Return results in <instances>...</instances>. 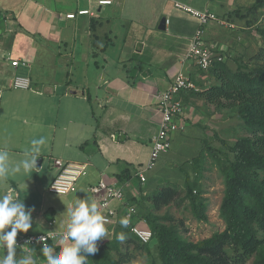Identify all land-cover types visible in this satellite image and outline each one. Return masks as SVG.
Segmentation results:
<instances>
[{
    "label": "crops",
    "instance_id": "crops-1",
    "mask_svg": "<svg viewBox=\"0 0 264 264\" xmlns=\"http://www.w3.org/2000/svg\"><path fill=\"white\" fill-rule=\"evenodd\" d=\"M99 1L0 0V148L8 152L11 168L24 159L32 140L45 141L37 169L7 178L25 211L34 208L28 232L17 236L67 233L68 203L92 197L89 188L99 181L124 186L128 200L155 191L160 161L185 132L172 136L170 149L146 173V182L153 184L140 185L135 170L147 162L158 129L159 95L180 70L199 88L215 83L212 75L184 60L198 21L174 2L222 18L235 11V0H104L111 2L106 6ZM82 10L91 15H77ZM70 14L74 19L66 18ZM215 24L204 33L211 51L225 46L212 34ZM10 60L27 66L14 68ZM15 76L29 77L31 89H14ZM187 93L178 94L186 112L192 110ZM56 159L87 164V174L65 196L47 192ZM5 191L0 183V195ZM105 227L107 236L98 247L113 234V227ZM59 241L52 247L60 248Z\"/></svg>",
    "mask_w": 264,
    "mask_h": 264
},
{
    "label": "trees",
    "instance_id": "trees-1",
    "mask_svg": "<svg viewBox=\"0 0 264 264\" xmlns=\"http://www.w3.org/2000/svg\"><path fill=\"white\" fill-rule=\"evenodd\" d=\"M241 13L235 10L231 15H239L246 26L256 27L262 46L254 55L236 62L234 68L224 61L213 63L206 72L215 83L196 92L204 103L231 112L243 131L221 153L222 158L216 157L224 185L219 218L225 229L200 242L186 241L176 226L164 223L172 222L170 216L157 213L179 199L189 202L198 220L207 221L205 205L189 186L184 193L166 185L140 199H130L146 221L151 241L141 244L128 229L117 226L88 257L87 264H127L139 252L146 253L149 264H246L251 258L253 264H264V0H254L246 13ZM119 234L124 235L123 241L117 238ZM52 249L55 255L59 251ZM16 254L14 258L19 259L23 253Z\"/></svg>",
    "mask_w": 264,
    "mask_h": 264
},
{
    "label": "rangeland",
    "instance_id": "rangeland-1",
    "mask_svg": "<svg viewBox=\"0 0 264 264\" xmlns=\"http://www.w3.org/2000/svg\"><path fill=\"white\" fill-rule=\"evenodd\" d=\"M253 1L235 0L233 7L244 14ZM218 19L220 22L214 25L216 28L212 30V34H217L225 46L223 50L212 53L224 56V63L229 67L234 68L236 62L254 55L262 46V36L256 33V27L246 26L244 18L229 14ZM201 91L202 88L198 87L197 92ZM189 92L186 94V99L191 104L192 110L187 112L185 110L180 120L185 132L182 137L176 139L178 142L174 143L172 150L160 161L157 171L161 180L153 179L154 186L157 184V187L153 188L172 185L184 193L187 186L193 189V195L205 205L203 213L207 221L198 220L192 213L193 209L189 202L179 199L163 208L157 215L170 216L172 222L164 221V223L176 226L186 241L196 243L225 229L224 223L219 218L224 185L218 173L216 157L222 158L221 153L227 150L235 138L243 135V131L237 125V119L232 118L231 112L220 111L215 106L204 103L196 92ZM145 184L144 187L148 188L153 184L152 179L147 180ZM148 191L151 192L149 189ZM27 255L29 253L25 256ZM35 255L36 257L32 259L37 261V264L47 259L44 252H36ZM49 255L55 256L53 249ZM135 256L132 262L127 264H149L145 252L136 253ZM253 262L254 258H251L246 264Z\"/></svg>",
    "mask_w": 264,
    "mask_h": 264
},
{
    "label": "built area",
    "instance_id": "built-area-1",
    "mask_svg": "<svg viewBox=\"0 0 264 264\" xmlns=\"http://www.w3.org/2000/svg\"><path fill=\"white\" fill-rule=\"evenodd\" d=\"M110 1L101 0L99 6L110 5ZM174 7L186 14L191 15L198 21V27L191 38L188 51L184 55V60L193 61L196 66L206 72L213 63L224 61V56L213 54L210 48L204 42L205 29L211 23H218L220 20L210 11L196 10L185 4L174 2ZM77 15H91L89 11H78ZM75 14L67 15V19H74ZM12 67H26V63L19 60H10ZM12 87L19 90H30L31 81L27 76H15L12 81ZM198 87L182 70L177 72L172 84L168 90L159 95L156 113L160 117L157 132L151 138L150 152L147 162L136 168L135 177L140 185L146 183V173L152 170L159 157L166 153L171 147V138L175 133L183 132L185 127L181 124V117L185 111L184 106L178 99V94L184 91L197 92ZM53 168L56 174L50 182L47 192L50 194L65 196L75 191L77 182L87 174V164L82 162H64L62 160H53ZM89 192L102 207L99 208L105 217V225L113 228L121 226V218L127 217L129 224L125 229L141 243L148 244L152 239L151 231L146 227V221L141 217L136 204L131 203L126 198V189L124 186L116 184H107L104 181H99L96 185L89 188ZM138 196L136 197L139 199ZM116 204L113 206V204ZM50 226L53 222L48 223ZM122 227V226H121ZM63 233L51 231L46 234H27L16 236V244L19 246L17 252L28 254L25 249H38L43 251L45 244L53 246L60 240ZM65 241L71 240L64 233ZM3 252V250H2ZM6 255V252L4 253Z\"/></svg>",
    "mask_w": 264,
    "mask_h": 264
},
{
    "label": "clouds",
    "instance_id": "clouds-1",
    "mask_svg": "<svg viewBox=\"0 0 264 264\" xmlns=\"http://www.w3.org/2000/svg\"><path fill=\"white\" fill-rule=\"evenodd\" d=\"M45 143L43 138L31 141L32 147L24 155V159L9 166L8 152L0 148V183L6 189L5 194L0 195V264H37L32 259L33 250L26 248L25 252L29 255H21L19 259H15L17 253L16 244L17 232L27 233L31 227V213L33 207H29L25 211L23 201L19 199V195L14 188L7 184L9 175L19 173H27L32 169H37L36 162L40 152V146ZM102 207L94 198L85 196L84 198L75 197L67 205V218L64 226L67 228V237L70 242H65L64 233L59 241L61 245L55 256H50L52 246L45 244L43 249L46 261L40 264H87L88 257L94 255L98 251V241L106 238L107 228L105 227V217L99 210ZM122 227L129 224L127 217L121 218L119 221ZM10 229V230H9ZM123 241V234L117 237ZM6 252V255L4 254ZM81 252V255H78Z\"/></svg>",
    "mask_w": 264,
    "mask_h": 264
},
{
    "label": "water",
    "instance_id": "water-1",
    "mask_svg": "<svg viewBox=\"0 0 264 264\" xmlns=\"http://www.w3.org/2000/svg\"><path fill=\"white\" fill-rule=\"evenodd\" d=\"M164 23H165V20L163 19V20L161 21V23H160V28H162V29L164 28ZM41 162H42V158H38V159H37V162H36V167H37V168L40 166Z\"/></svg>",
    "mask_w": 264,
    "mask_h": 264
}]
</instances>
